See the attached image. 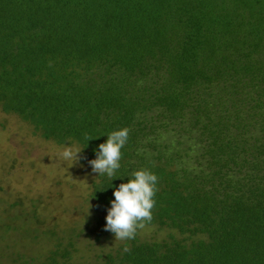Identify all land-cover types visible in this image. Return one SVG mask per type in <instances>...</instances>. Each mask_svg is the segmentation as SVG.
Listing matches in <instances>:
<instances>
[{
    "label": "trees",
    "instance_id": "trees-1",
    "mask_svg": "<svg viewBox=\"0 0 264 264\" xmlns=\"http://www.w3.org/2000/svg\"><path fill=\"white\" fill-rule=\"evenodd\" d=\"M0 111L90 160L129 129L97 240L119 185L158 176L146 226L172 232L92 264H264V0H0Z\"/></svg>",
    "mask_w": 264,
    "mask_h": 264
},
{
    "label": "rangeland",
    "instance_id": "rangeland-1",
    "mask_svg": "<svg viewBox=\"0 0 264 264\" xmlns=\"http://www.w3.org/2000/svg\"><path fill=\"white\" fill-rule=\"evenodd\" d=\"M45 140L14 114L0 111V264L42 261L54 251H69V264H92L125 241L98 228L90 198L98 173L81 151L65 161V148ZM172 231L145 226L141 241L165 239ZM69 243L71 245H69Z\"/></svg>",
    "mask_w": 264,
    "mask_h": 264
},
{
    "label": "clouds",
    "instance_id": "clouds-1",
    "mask_svg": "<svg viewBox=\"0 0 264 264\" xmlns=\"http://www.w3.org/2000/svg\"><path fill=\"white\" fill-rule=\"evenodd\" d=\"M107 135L106 143L99 145L97 158L89 163L93 172L113 180L121 167L122 149L129 139V129L123 128ZM86 139L89 141L92 137ZM82 150L65 148L62 158L75 164ZM157 185L158 176L149 169H141L133 172L132 178L127 183H121L114 191L115 199L111 202L112 206L106 217L105 230L114 233L116 241L135 239L138 231L151 223L156 205ZM123 251L129 252L130 247L125 245Z\"/></svg>",
    "mask_w": 264,
    "mask_h": 264
}]
</instances>
